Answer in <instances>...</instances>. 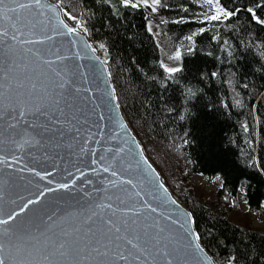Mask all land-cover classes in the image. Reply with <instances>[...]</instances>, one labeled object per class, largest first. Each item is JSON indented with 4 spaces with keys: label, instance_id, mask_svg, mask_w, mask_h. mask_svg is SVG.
<instances>
[{
    "label": "snow or ice",
    "instance_id": "6c2138e0",
    "mask_svg": "<svg viewBox=\"0 0 264 264\" xmlns=\"http://www.w3.org/2000/svg\"><path fill=\"white\" fill-rule=\"evenodd\" d=\"M170 3L122 0L125 8H150L154 15L184 13L170 23L196 22L184 18L195 12ZM207 3L214 7L199 21L205 26L186 37L189 55L198 51L194 35L203 36L208 21L232 22L247 12L264 25V0ZM94 32L96 21L73 14L64 0H0V264H214L209 242L215 237L219 245L220 237L202 229L195 209L185 210L170 198L160 173L130 135L116 86L108 80L112 73L97 55L107 45L93 44ZM212 39L227 43L219 35ZM174 58L182 61L184 50L177 48ZM160 64L169 76L185 70L182 62ZM208 75L200 71L199 83L206 85ZM191 87L182 90L185 125L204 95ZM204 107L211 112L215 105ZM98 151L104 155L97 158ZM77 154L95 182L77 164H56ZM240 190L247 196L246 187ZM173 206L175 215L169 211ZM248 243L247 254H232L227 264H264L261 246Z\"/></svg>",
    "mask_w": 264,
    "mask_h": 264
},
{
    "label": "trees",
    "instance_id": "16d2710c",
    "mask_svg": "<svg viewBox=\"0 0 264 264\" xmlns=\"http://www.w3.org/2000/svg\"><path fill=\"white\" fill-rule=\"evenodd\" d=\"M84 1L86 13H90L92 16L90 17L91 21H96V32L94 33L101 38V41H106L109 44V49L114 55L111 66L121 73L123 82L119 81L117 87L120 102L124 104L127 112L137 115L144 124L135 123L138 126L135 128L142 132V139L148 143L145 145L149 146L147 149L154 150L155 146L152 144L153 141H157L161 146H168L170 156H175L176 160L183 159L184 162H189V158H191L192 161L189 162L191 168L187 167L188 170L195 166V170L201 168L202 170L198 172L208 175L223 172L224 185L225 180H227V184L221 193H212L215 194V197L210 196L209 198H216L215 209L218 211L224 197H236L239 182L245 178L248 179L246 198H250L251 207L260 208V201L264 199V174L256 169L257 166H254L251 160L257 154L258 161L264 163V152L254 153V141L264 147V113L262 114L264 97L258 102L261 117L259 137L244 141L241 136L245 134L246 130H249L246 127L249 124L243 122V119L251 121L252 102L264 89L262 88L264 81L261 79V77L264 78V69L260 66L261 62L255 57L247 56V51H244L243 46L235 47L228 43L222 47V44L217 43L214 44L216 47H210V52L205 51L206 53L203 52L188 58L184 72L175 74L172 83H168L167 77L166 82L163 83L161 76L165 71L157 58L159 57L158 44L153 40L151 34L146 32L145 21L139 13L128 11L124 14L122 12L118 16L112 14L109 8L97 5L99 2ZM250 4L249 6H253L252 3ZM250 24L251 28H258L256 23L250 22ZM217 33L223 40L227 38L218 32L217 28L207 31L203 36L211 39L213 36H217ZM247 33L252 34L251 32ZM219 49L223 54L219 52ZM243 51L246 53L243 54ZM216 54H219V58ZM217 68L223 69V71L219 69L223 74L215 77L208 75L217 72ZM234 70L237 74L232 73ZM200 71L208 75L206 85L198 81ZM226 76H231L230 79H232V81L227 80V84L222 81ZM186 85L192 86V91L199 89L204 92V95L195 103L196 116L192 121H189L188 125L183 124L180 119L185 115V110L181 108V102L184 98L182 90ZM233 92H239L245 102H234L237 107L232 106L234 104L230 102L231 99L229 101L226 97ZM239 94L238 96H240ZM164 100L168 102L162 103ZM209 103L215 105L211 112L204 107ZM177 111L180 113L179 116L174 114ZM153 129L168 133V137H162V140L155 137ZM187 132H191L188 136L189 140H193L191 144L182 141L183 137H176L180 133ZM170 137L176 140L173 145L167 144L166 140H169L170 143ZM176 147H180V152L174 151ZM152 154L150 152L151 157ZM180 182L181 185H193L189 183L191 182L189 175L185 174ZM189 189L191 188L187 187V190ZM194 189L196 192L202 191L195 187ZM188 192L186 193L189 194ZM198 195L193 198L191 195L186 196L182 193L179 195V199L195 209L202 229L215 232L220 237L219 245L216 243L215 237L209 242L211 244L210 251L216 257H221L224 264L232 254L246 255L249 250L248 242H251L253 248L259 249L261 246L264 250V230L259 232L243 230L228 221V217L223 215L216 217L215 209L211 210L212 214H204L202 211L207 208V203L200 204L199 202L202 201V198L208 197L204 193L198 199L196 198ZM236 206L237 202L232 200L231 203L224 205V208L230 210L231 213L234 212L237 216L239 212L236 210ZM229 241L231 243H228ZM220 245H225V247ZM206 246L208 247L207 244ZM240 250H243V253ZM241 264H244V261H241Z\"/></svg>",
    "mask_w": 264,
    "mask_h": 264
},
{
    "label": "bare ground",
    "instance_id": "6f19581e",
    "mask_svg": "<svg viewBox=\"0 0 264 264\" xmlns=\"http://www.w3.org/2000/svg\"><path fill=\"white\" fill-rule=\"evenodd\" d=\"M82 1L83 0H79V1L77 0L74 2L76 12H73V14L79 12L85 18H88L89 22L91 23L92 19L90 17H92V16L90 15V13L88 14V13L83 11L84 10V3ZM94 1L96 3L99 2L97 4L99 6H102V7L105 6V7L109 8L110 11L112 12V14L118 15V16L122 12L124 14L125 12H128V11L129 12L137 11V13H139L141 18L146 21L145 25H147V28H145V29L148 30L149 33H151V31H149V29H148V22H149L150 17H151V15H150L151 11L149 9H145L142 12L135 10V9H128V8L123 7L122 0H94ZM171 2L176 3V4L181 3L183 6H185L187 8L189 7V5H190V7H192L194 5V2L190 1V0H171ZM243 2H244V0H241L240 6H243ZM64 3L69 4L70 2L68 0H64ZM249 5H251V4H249ZM68 8L70 11H72L71 5H68ZM170 13H174L175 16L183 15V13H179V12H175V11H172V12L166 11L165 12L166 16H169ZM190 17H191L190 20H193L196 22L187 23L186 25L184 24L183 26H177L176 23H171L169 25L170 29L174 33H176L178 35L177 37L180 38L182 41L186 40V37L188 35H193L194 33H199L200 27L205 26L199 22V21H201L199 17H197V16H195V17L190 16ZM250 22H254V21L250 18V15L247 12H244L239 19L234 18V20L232 22L225 23V22L208 21L206 27L208 28V31L212 30L213 28H217L218 32H220L221 34H224L227 37L224 40L227 42L226 44L229 43L230 45L235 46V47L243 46L244 51H247V56L255 57V59L257 58L258 61L261 62V65H260L261 68L264 69V34H263L264 25H260L256 22H254L258 25V28L253 29L250 27L251 26ZM167 24H169V23H167ZM184 26L188 27V30H186ZM233 29H234V31H233ZM247 32H251L252 34L247 33ZM217 35L221 36L218 33H217ZM90 39H91V42L93 44H96L97 42H103L107 45V47L105 49H99L98 48L97 49V55L100 57L101 60L104 61L106 69L108 71H111L112 75L110 77H108V80H109V83L114 84L116 86V89H117L118 84L120 83L119 81H121V82H123V81L121 78L120 71H118L116 68L111 66V63L114 61V55L111 52V50L109 49V44L106 41H101V38H99L95 33H92ZM154 39H155V36H154ZM194 39L196 40L198 51L193 55H189L186 51L184 53L183 60L180 61L179 63L182 62L185 64V63H187L188 58L195 57L196 54L200 55L205 51L210 52V47L213 46V48H214V47H216V45H214V44L219 43L218 41H216L212 38L211 39L204 38V36H199V35L198 36L194 35ZM173 41H175V40H173ZM220 44H222V47H223V45H225L224 43H220ZM204 46L206 49L204 48ZM219 48H220V46H219ZM157 51H158V53L162 51V48L160 45H158ZM244 51H243V54L246 53ZM219 52H221L220 49H219ZM221 53L223 54V52H221ZM222 57H224V56L222 55ZM217 69H218L217 70L218 73H220V70L223 71V69H221V68H217ZM232 73L237 74V72L235 70ZM166 77L169 80L174 81V79H173L174 75L169 76L165 72L164 75L161 76L163 83L166 82L165 81ZM230 77L231 76H229V77L226 76V78L222 81L225 83L227 82V80L232 81V79H230ZM222 78H223V76L221 77V79ZM261 79H263V81H264V78L261 77ZM262 88H264V85ZM260 93H264V91H261ZM116 94L118 95V91ZM251 110H252V108H251ZM120 111L123 114L122 119L124 121H126L128 126H129L130 135H132V137L135 140H137L139 142V144L143 147L144 156L148 157L149 163H151L153 165V167L156 169V171L160 173L158 179L162 180L163 184L167 187L168 194L170 195V198L175 199L178 202V205L180 207H182L183 209L192 211L193 210L192 207L188 206L187 204H184L181 201V199H179V195L183 193V195H186V196L191 195V197L195 198V195L199 194L196 197L199 199L202 196V194L205 193L208 198H206V199L202 198V201L199 203L204 204L206 202L207 208L206 209L204 208V210L202 212L204 214H212L211 210H214L216 208V198H211V199H209V198H210V196L215 197V194L218 192L221 193L223 188L220 187V190H218V191H209L207 189H204L201 192H196V190L194 189V183H195L194 175L195 174H202V173H198V171H201L202 169L199 168V169L195 170V166H194L191 170L190 169L188 170L187 167L191 168V165L189 163L192 161L191 158H189L190 159L189 162H186V161L184 162L183 159L176 160L175 156H172V157L170 156V150H169L170 148L168 149V146L167 147L161 146L160 142H157V141L154 142L153 141L152 145L155 146L153 149L156 152L154 150L149 151L148 149H146L149 146H145L144 140L142 139V137H143L142 132L137 131L135 128V127H138L135 123H139L142 125H144V124L140 121V119L138 118L137 115L127 112L124 104H122L121 102H120ZM228 111L231 112V110H228ZM138 129L140 131H142L140 128H138ZM185 134L180 133V134L176 135V137H178V138L183 137L182 141L185 142V140H184ZM173 142L176 143V140H174ZM192 142H193V140L188 139L187 144H191ZM116 143H118V142L114 141V142H112V144L105 145L104 147L115 146ZM182 144H185V143H182ZM150 152L153 153L152 157L154 159L151 157ZM259 152H264V147L261 144L257 143V145L254 149V153H259ZM101 155H104L103 151H98L97 152V158H99V156H101ZM79 159H81V158L79 157V154H77L76 158H74V159H69L68 161L57 160L56 162L61 163V164L63 163L64 167H69L71 164H77V166L80 167L81 170H83L86 173L87 178L93 179L95 182V176L92 172L89 171L88 167H86L84 164H78L77 163ZM84 159L87 160V158H84ZM87 163L90 164V160H88ZM261 163L262 162H260V160H259L257 163H254V166H257V168H264V163H262V164ZM45 167H47L48 170L51 171V164L50 163H46ZM93 167H94V165H93ZM145 167L147 168V166H145ZM71 170L73 172H75L74 168ZM184 174L187 176L189 175V179L191 180V182H189V183H191L193 185H188V186L186 184L181 185L180 179L182 178V176ZM214 175L219 176L222 179V181H224L223 176H220L219 173H216ZM206 176L208 177L211 175L207 174ZM56 179L58 180V182H65L59 176H56ZM81 179L83 180L84 178H81ZM78 184H79V182H78ZM85 185H86V180H85V183L80 185V186L85 187ZM187 187H190L191 189L187 190ZM195 187H197L196 183H195ZM198 187L202 188L203 186L198 185ZM241 187H246V185H238V191H237L236 197H230V198L224 197V200L221 201L222 205L219 206V211L217 209H215L214 215L216 217H221V215H223L224 217H228V219H227L228 221H230L235 226L241 227L243 230H247V231L256 230L259 232L260 230L264 229V227H259V226L254 225L252 220L248 217V213L250 211H259L261 209V207H263V205H264V199L260 201V203H261L260 208L259 207L255 208V207H251V203L249 201L250 198H246L247 196L245 195L244 200L248 206V210L246 212H244L241 208L240 203H239L240 202L239 201V195L241 193L240 192ZM87 190H90V189H87ZM186 192H188L190 195L187 194ZM212 193H215V194H212ZM161 194L162 195L164 194L163 188H161ZM232 200L235 201V203L237 202L236 210L239 212L237 214V216L234 214V212L231 213L230 210H228L227 208H224V205L231 203ZM200 204H198V205L201 206ZM169 211L172 214H175V206H173L172 209H169ZM205 247H207V246L205 245ZM210 254H212V258L214 259V264H224V261L221 259V257H216V255H214L211 251H210ZM206 264H207V262H206ZM225 264H227V263H225Z\"/></svg>",
    "mask_w": 264,
    "mask_h": 264
},
{
    "label": "rangeland",
    "instance_id": "374dc122",
    "mask_svg": "<svg viewBox=\"0 0 264 264\" xmlns=\"http://www.w3.org/2000/svg\"><path fill=\"white\" fill-rule=\"evenodd\" d=\"M68 1L70 3L69 4L64 3V6L68 7V5H71L72 6V12H76L74 2L77 0H68ZM190 1L194 2V5L192 7H190V5H189V7L187 8V7L183 6L181 3L176 4V3H172V2L169 4V7H171V8L184 7L189 13L195 12L196 16L199 17L201 21L203 20L205 15H211L212 14L211 9L214 7V4H212V5L208 4L207 0H190ZM82 2L84 3L85 1L83 0ZM197 4L202 5V7H196L195 5H197ZM149 10L151 11L150 8H149ZM83 11L86 12L85 9ZM165 12L166 11H162L161 14L154 15L151 11V13H150L151 17H150V20L148 22V25L149 24L151 25V33L150 34H151L153 40L158 45H160L162 48V51L159 52V57H157L158 60L160 62L163 61L164 63H167L169 66H177L180 61L178 62L174 58L175 50L177 48H181L184 50V53H185L187 51V47L190 46V42L187 39L182 41L180 38L177 37L178 35L170 29L169 25L171 23L168 21H175L178 16H175L174 13H170L169 16H166ZM77 13H79V12H77ZM77 13H75V14H77ZM183 15H184V13H183ZM190 16L191 15H187L184 18L187 20H190L191 19ZM167 23H169V24H167ZM145 24H146V21L144 23V26L147 28V25H145ZM183 25H184V23L177 24V26H183ZM185 29L188 30V27H185ZM146 32L149 33L148 30H146ZM154 36H155V39H154ZM173 40H175V41H173ZM204 53H206V52H204ZM217 57L219 58V54L217 55ZM238 94H239V92H237V93L233 92V93L227 95L226 99L229 101L231 99L230 102H232L234 104L232 106H236L234 102H242V101L245 102V99H242L243 96L240 94H239L240 96H238ZM263 97H264V93H261L255 99L254 102L251 101L253 104L252 105L253 111L251 113L252 114L251 121L249 119H247V120L243 119V122L245 121V123L249 124V126H246V124H245V126L248 127L249 130H246L245 134L243 136H241L242 138H244V141L246 139H253V138L259 137L258 132H259V128L261 126V117L259 115L260 112L258 110V102L261 101ZM263 113H264V108H263L262 114ZM153 133H154L155 137H158L161 140H162V137H164V138L168 137V133L154 131V129H153ZM166 141H167V144L173 145V141H174L173 137H170V143H169V140H166ZM144 144L148 145L147 142H144ZM256 145H257V143H256V141H254V146L256 147ZM174 151L180 152V147L174 148ZM251 161L253 163H255V162L257 163V161H258L257 154H255V156H253V160H251ZM198 173H201V172H198ZM204 174L205 173L194 175L195 183L197 185V187H195V183H194V187L196 189H199V190L207 189L209 191H218V190H220V187L222 185H224V181H222V179L219 176H215L213 174V175L207 177L206 176L207 174H205V175ZM198 185H201L204 188L198 187ZM240 192L241 193L239 195V201H240L239 203L241 205L242 210L244 212H246L248 210V206L244 200L245 194L241 190H240ZM248 217L252 220L254 225L259 226V227H264V205H263V207H261V209L259 211H250L248 213ZM262 230H264V229H262Z\"/></svg>",
    "mask_w": 264,
    "mask_h": 264
},
{
    "label": "water",
    "instance_id": "95a60500",
    "mask_svg": "<svg viewBox=\"0 0 264 264\" xmlns=\"http://www.w3.org/2000/svg\"><path fill=\"white\" fill-rule=\"evenodd\" d=\"M101 60V59H100ZM101 61H103V60H101ZM104 62V61H103ZM137 150H139V149H137ZM56 164L57 165H61V163H58V162H56ZM60 177V176H59ZM173 215H175V214H173Z\"/></svg>",
    "mask_w": 264,
    "mask_h": 264
}]
</instances>
